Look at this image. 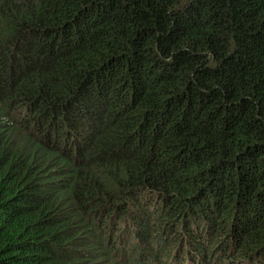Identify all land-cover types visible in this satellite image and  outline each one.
<instances>
[{"label": "trees", "instance_id": "trees-1", "mask_svg": "<svg viewBox=\"0 0 264 264\" xmlns=\"http://www.w3.org/2000/svg\"><path fill=\"white\" fill-rule=\"evenodd\" d=\"M0 264H264V0H0Z\"/></svg>", "mask_w": 264, "mask_h": 264}]
</instances>
